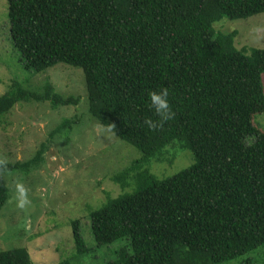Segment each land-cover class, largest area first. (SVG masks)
I'll use <instances>...</instances> for the list:
<instances>
[{"label":"trees","instance_id":"trees-1","mask_svg":"<svg viewBox=\"0 0 264 264\" xmlns=\"http://www.w3.org/2000/svg\"><path fill=\"white\" fill-rule=\"evenodd\" d=\"M260 13L264 0H7L10 38L25 66L81 68L89 114L142 154L113 176L135 190L90 213L97 245L125 240L104 264H219L264 244V132L252 124L264 111V48L247 55L234 46L235 31L213 28ZM161 87L175 117L150 130L148 91ZM26 100L78 102L50 84L34 93L13 82L0 96V116ZM175 139L192 165L163 179L142 169ZM26 164L0 162V209L8 198L3 172ZM0 264L32 262L13 248L0 251Z\"/></svg>","mask_w":264,"mask_h":264},{"label":"rangeland","instance_id":"rangeland-1","mask_svg":"<svg viewBox=\"0 0 264 264\" xmlns=\"http://www.w3.org/2000/svg\"><path fill=\"white\" fill-rule=\"evenodd\" d=\"M216 32L235 31L234 46L264 48V13L247 18H222ZM264 89V73L261 75ZM40 93L50 84L61 97L78 99L76 105L53 107L48 101H19L0 116V162L27 163L3 172L8 198L0 209V251L27 250L32 264H104L125 240L97 245L90 229V213L109 199L135 190L123 188L113 176L142 158L135 147L120 140L88 112L81 68L57 63L41 72L25 66L9 33L7 0H0V96L11 83ZM66 120L59 131L57 128ZM264 132V111L252 117ZM253 137H248L250 144ZM151 159L147 168L158 179L175 175L194 163L189 149L175 139ZM73 222L84 241L76 249ZM264 264V244L219 264Z\"/></svg>","mask_w":264,"mask_h":264},{"label":"clouds","instance_id":"clouds-1","mask_svg":"<svg viewBox=\"0 0 264 264\" xmlns=\"http://www.w3.org/2000/svg\"><path fill=\"white\" fill-rule=\"evenodd\" d=\"M169 96L168 87L148 91V106L156 117L155 119L152 116L145 117L143 123L148 129L157 130L163 128L168 121L174 119L175 111ZM113 127L114 125H109L110 129Z\"/></svg>","mask_w":264,"mask_h":264}]
</instances>
